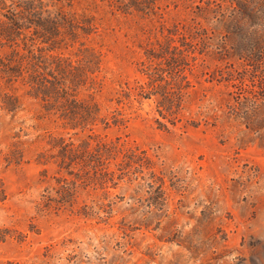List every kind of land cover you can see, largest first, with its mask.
<instances>
[{
	"label": "rangeland",
	"instance_id": "obj_1",
	"mask_svg": "<svg viewBox=\"0 0 264 264\" xmlns=\"http://www.w3.org/2000/svg\"><path fill=\"white\" fill-rule=\"evenodd\" d=\"M49 1L96 24L54 53L76 60L83 42L100 54L96 88L89 82L78 96L93 97L101 119L74 134L29 86L0 77V264H264V72L198 44L178 80L177 115L160 113L158 94L147 97L167 84L152 85L146 71L176 84L166 60L151 62L146 50L170 38L187 49L183 34L198 22L220 42L214 35L232 31L230 20L196 18L201 0H160L150 16L100 0ZM6 51L0 43V58ZM7 93L16 110L4 108ZM60 138L116 141L138 163L109 197L87 186L74 205L48 207L56 179L69 175L56 162ZM164 196V205L152 204ZM85 206L100 217L81 214Z\"/></svg>",
	"mask_w": 264,
	"mask_h": 264
},
{
	"label": "trees",
	"instance_id": "obj_2",
	"mask_svg": "<svg viewBox=\"0 0 264 264\" xmlns=\"http://www.w3.org/2000/svg\"><path fill=\"white\" fill-rule=\"evenodd\" d=\"M100 1L123 14L143 16L156 14L160 2ZM202 1L197 6V12L193 11L195 17L206 21L230 20L232 31L217 36L215 34L221 41L212 43L207 40V32L201 29L202 26H197L198 22L197 25L188 26L187 34H183L182 40L188 43L187 49L173 44L175 42L170 38L157 48L146 50L149 61L166 60L167 71L176 84V87L170 88L172 83H168L163 74L146 71L152 85L163 81L167 84L157 86L160 90L149 88L147 96L150 98L158 94L163 98L159 103L162 115H165L163 111L177 115L181 109L184 92L178 80L186 67L188 55L196 51L198 44L201 46L200 51L211 45H219L214 51L219 56H234L250 65L255 72H264V0H205L203 4ZM88 18L80 20L75 13L49 0H0V43L9 48L0 58V77L9 85L20 81L29 86L30 95L40 98L45 110L56 115L63 128L75 131L74 134L97 124L101 119L98 102L93 97L86 101L78 96L89 82L88 90L96 88L93 75L101 66L100 54L94 48L86 47L83 42L74 53L76 60L64 53L54 52L73 48L77 41L91 34L96 24ZM261 83L264 86V74ZM127 93L126 96L131 94V88ZM18 101L16 96L7 93L3 97L4 108L7 111L16 110ZM63 140L60 138L53 147L59 148L56 160L58 166L69 175L56 179L57 186L53 187L52 196L49 195L46 200L48 207L74 205L79 188L87 186L100 189L109 197L112 194L110 189L117 188L120 181L129 175L134 164L138 163V160L131 157V150L116 141L96 139L94 142L89 140L76 144L72 140L69 143ZM165 201L164 196L162 202L157 200L152 204L159 207ZM90 208L92 206H85L81 214H100L96 208Z\"/></svg>",
	"mask_w": 264,
	"mask_h": 264
}]
</instances>
